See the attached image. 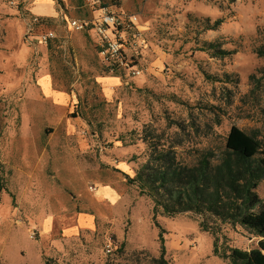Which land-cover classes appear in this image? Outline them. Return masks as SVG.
Masks as SVG:
<instances>
[{
    "label": "rangeland",
    "instance_id": "1",
    "mask_svg": "<svg viewBox=\"0 0 264 264\" xmlns=\"http://www.w3.org/2000/svg\"><path fill=\"white\" fill-rule=\"evenodd\" d=\"M105 2L136 17L139 35L126 29L124 54L138 76L123 68L111 73L94 39L66 30L59 15L28 33L26 6L0 0V264H152L159 256L152 202L111 166L126 161L135 171L145 163V129L164 133V140L176 134L185 163L209 145L208 133L223 137L232 125L264 133V80L255 100L246 96L249 76L259 79L264 68L253 53L264 30V0ZM84 3L68 0L66 13L84 14ZM204 18L223 22L200 31ZM46 31L55 40L34 41ZM202 41L237 52L210 57L200 51ZM102 185L117 190V203L98 201ZM257 194L264 200V181ZM155 221L170 264H228L213 255L215 238L221 249L249 250L257 242L212 220L206 224L220 230L205 232L202 218L190 213H159Z\"/></svg>",
    "mask_w": 264,
    "mask_h": 264
},
{
    "label": "trees",
    "instance_id": "2",
    "mask_svg": "<svg viewBox=\"0 0 264 264\" xmlns=\"http://www.w3.org/2000/svg\"><path fill=\"white\" fill-rule=\"evenodd\" d=\"M200 21V31H213L220 27L223 19L210 22L209 18H204ZM257 37L259 44L253 53L264 60V30L259 29ZM200 51L215 58H225L237 52L222 49L218 41H202ZM258 72L259 79L249 76L252 88L246 95L254 100L259 88L257 84L264 80V68ZM206 135L210 137L209 145L194 150V161L185 163L176 152L182 144L176 134L164 140V133L145 129L140 139L147 148V159L134 171L133 177L124 175L126 184L135 185L138 194L152 202L159 256L151 258V263L170 264L165 259L164 230L155 221L157 214L174 217L190 213L202 218L200 227L205 232L214 235L220 230L219 226L206 224L212 220L220 225L239 227L257 239L255 247L243 250L236 247L221 249L218 238H215L214 256L228 264H264V200L257 194L259 184L264 181V133L261 128L246 132L232 125L223 137ZM44 264H48L47 261Z\"/></svg>",
    "mask_w": 264,
    "mask_h": 264
},
{
    "label": "built area",
    "instance_id": "3",
    "mask_svg": "<svg viewBox=\"0 0 264 264\" xmlns=\"http://www.w3.org/2000/svg\"><path fill=\"white\" fill-rule=\"evenodd\" d=\"M67 1L56 0L61 22L64 24L66 30L85 34L93 32L97 39L99 55L111 73L116 72L119 68H123L124 70H131L133 75L138 76L140 71L136 68H130L124 54L130 37L129 34L127 35L126 29L134 30L133 36L139 35L136 17H126L111 10L106 5L105 0H85L83 6L79 8V10H84V14L69 15L65 10ZM11 4L16 5L13 2ZM44 22L45 20L32 16L28 33L31 32L33 25H39ZM55 38L56 36L53 31H46L36 36L34 41L40 45L47 46ZM90 191L95 192L96 188L91 187ZM36 235L37 233L35 232L30 233L31 238ZM105 252L107 254L112 253L110 243L105 246Z\"/></svg>",
    "mask_w": 264,
    "mask_h": 264
},
{
    "label": "crops",
    "instance_id": "4",
    "mask_svg": "<svg viewBox=\"0 0 264 264\" xmlns=\"http://www.w3.org/2000/svg\"><path fill=\"white\" fill-rule=\"evenodd\" d=\"M18 1L21 6H26V10L31 16H37L41 18L42 20L46 21L49 18L55 19L59 15L58 8L56 6V0H18ZM20 36H21V33L19 34V38ZM86 36L87 38H90L91 40L94 39V41L97 43L96 37L92 38L90 34H86ZM21 53L24 55L28 53V48L25 45L22 46ZM41 78L43 77L41 76L38 78V83ZM34 91H36V89H34ZM111 167H114V169H116L118 172H121L124 175H127L129 177L132 174H134V171L131 168V165L127 163L126 161L119 162L115 165H112ZM98 191H100V194L97 197V199L101 203L115 204L120 198V195L117 192V190L110 185H102L99 187ZM87 219H85L84 222H86ZM51 224H52L51 220H50L49 226H45V222L43 223V233H45L51 228Z\"/></svg>",
    "mask_w": 264,
    "mask_h": 264
}]
</instances>
